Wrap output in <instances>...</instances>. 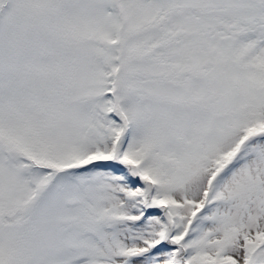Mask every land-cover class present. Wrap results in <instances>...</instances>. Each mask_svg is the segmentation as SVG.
I'll list each match as a JSON object with an SVG mask.
<instances>
[{
    "label": "snow or ice",
    "instance_id": "1",
    "mask_svg": "<svg viewBox=\"0 0 264 264\" xmlns=\"http://www.w3.org/2000/svg\"><path fill=\"white\" fill-rule=\"evenodd\" d=\"M0 264H264V0H0Z\"/></svg>",
    "mask_w": 264,
    "mask_h": 264
}]
</instances>
